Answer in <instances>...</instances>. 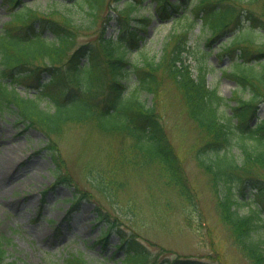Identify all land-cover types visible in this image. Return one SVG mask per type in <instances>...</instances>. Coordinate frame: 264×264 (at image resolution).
<instances>
[{"label": "trees", "instance_id": "obj_1", "mask_svg": "<svg viewBox=\"0 0 264 264\" xmlns=\"http://www.w3.org/2000/svg\"><path fill=\"white\" fill-rule=\"evenodd\" d=\"M2 1L8 21L0 28V111L7 109L25 127L39 129L54 158L53 137L68 123L93 122L100 131L125 135L134 141L146 164L160 163L167 183L182 196L188 189L184 173L153 108L162 84L159 74L170 78L188 117L207 136L195 159L210 176L213 188L222 192L218 199L221 222L252 264H264V116L253 126L248 123L258 103L264 102V51L250 49L253 28L264 30V19L248 10L258 0H151L154 10L149 16L140 13L145 0H52L45 10L22 0ZM111 10L114 16L107 13ZM152 18L184 21L186 27L170 33L159 56L143 55L134 61L131 54L142 51ZM110 19L115 21L116 34L107 37L105 26ZM98 23L95 38L78 44L77 37ZM197 23L202 33H210L207 43L238 31L222 43L220 53L236 58L237 72L229 77L242 91L248 90V97L236 94L237 104L230 113L224 99L207 86L205 65L197 63L196 77H192L185 61L190 52L187 32ZM13 84L32 92L33 99L20 96ZM143 92L152 96L150 106L139 98ZM41 101L47 106L42 107ZM246 187L254 190L252 206L241 213L240 197ZM97 217L105 227L99 237L103 246L111 232L118 236L115 248L124 254L120 264H204L191 258L152 257L135 234H127L102 210H97ZM8 244L0 234V264H18L8 255ZM63 264L89 262L80 254H68Z\"/></svg>", "mask_w": 264, "mask_h": 264}, {"label": "rangeland", "instance_id": "obj_2", "mask_svg": "<svg viewBox=\"0 0 264 264\" xmlns=\"http://www.w3.org/2000/svg\"><path fill=\"white\" fill-rule=\"evenodd\" d=\"M51 1L22 0L40 10L49 7ZM248 10L264 19V0L255 1ZM140 13L148 15L149 9L144 7ZM7 20L6 4L0 0V27ZM185 27L184 21L154 19L142 51L134 52L130 58L140 61L143 55L159 56L170 33ZM99 28L100 23L78 36V44L92 41ZM253 31L250 49L264 51V30ZM105 32L106 36L114 33L112 20ZM209 34L202 33L200 23L187 32L191 53L185 61L191 66L192 77L197 74L196 64L203 62L207 86L224 99L226 113H230L237 104L236 94L248 97V90L242 91L243 87L229 77L230 72H237L233 63L236 58L220 53L222 43L236 33L227 32V37H215L214 42L207 43ZM161 75L153 108L184 173L189 190L182 196L167 183L160 163L146 164L134 148V141L125 135L100 131L93 122L68 123L53 137L57 154L54 158L39 129L24 128L7 109L0 112V234L9 240L6 250L18 264H62L66 254L75 252L82 253L89 264H118L111 259L117 235H110L105 248L98 243L102 228L97 210L127 234H135L151 256L157 255L159 260L166 256L170 260L191 258L204 264H252L237 249L229 229L220 220L218 199L222 192L213 188L210 176L195 159L207 136L188 117L175 84L161 73L160 79ZM28 96L32 98L31 93ZM138 96L147 105L152 104L151 95L143 92ZM258 104L255 115L248 119L250 126L264 116V102ZM41 106L47 104L42 102ZM233 152L237 153V147ZM250 192L254 190L246 187L240 197L241 213L252 206ZM77 198L78 204L70 206V201ZM121 256L118 252L114 259Z\"/></svg>", "mask_w": 264, "mask_h": 264}]
</instances>
